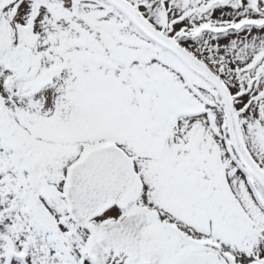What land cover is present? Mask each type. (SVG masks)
Wrapping results in <instances>:
<instances>
[{"label":"snow or ice","instance_id":"1","mask_svg":"<svg viewBox=\"0 0 264 264\" xmlns=\"http://www.w3.org/2000/svg\"><path fill=\"white\" fill-rule=\"evenodd\" d=\"M0 264H264V0H0Z\"/></svg>","mask_w":264,"mask_h":264}]
</instances>
